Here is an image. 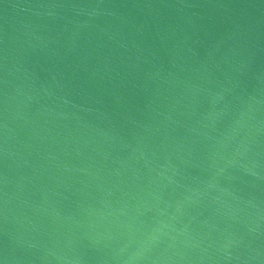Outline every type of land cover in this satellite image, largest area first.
I'll return each mask as SVG.
<instances>
[{
    "label": "water",
    "instance_id": "water-1",
    "mask_svg": "<svg viewBox=\"0 0 264 264\" xmlns=\"http://www.w3.org/2000/svg\"><path fill=\"white\" fill-rule=\"evenodd\" d=\"M0 264H264V0H0Z\"/></svg>",
    "mask_w": 264,
    "mask_h": 264
}]
</instances>
